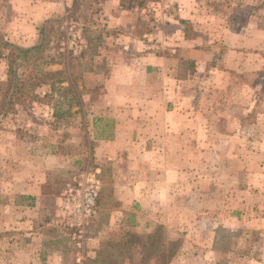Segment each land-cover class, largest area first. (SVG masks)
Returning <instances> with one entry per match:
<instances>
[{"label":"rangeland","instance_id":"obj_1","mask_svg":"<svg viewBox=\"0 0 264 264\" xmlns=\"http://www.w3.org/2000/svg\"><path fill=\"white\" fill-rule=\"evenodd\" d=\"M179 2L164 0L163 19L187 17L185 37L195 47L182 49L180 78L191 73L187 89L212 118L214 150L182 174V183H195L198 194L209 188L210 196L197 194V219L171 239L164 224L144 235L108 222L127 169L99 167L89 149L93 112L83 102L100 94L88 73L106 34L99 1L0 0V39L23 48L43 43L19 68L18 98L8 107V52L0 48V264H264V225L256 223L264 219V0H189L188 11ZM156 13H145L148 22ZM78 31L81 50L68 40ZM97 168L104 210L71 228L68 192ZM218 213L241 226L222 230Z\"/></svg>","mask_w":264,"mask_h":264},{"label":"crops","instance_id":"obj_2","mask_svg":"<svg viewBox=\"0 0 264 264\" xmlns=\"http://www.w3.org/2000/svg\"><path fill=\"white\" fill-rule=\"evenodd\" d=\"M98 1L106 34L103 48L100 46L93 58L92 74L88 73L100 94L83 102L93 112L89 149L100 162L99 167L127 169L125 183L117 185L123 191L108 202L116 204L108 222H124L131 227L128 230L134 227L144 235L153 234L157 226L164 224L172 239L178 236L182 225L191 228L198 217L191 206L197 188L190 180L182 183V174L198 167V155L205 157L214 150L207 142L212 118L200 114L199 105L187 89L191 73L183 79L179 73L182 49L194 48L195 41L185 37L182 20L187 17L163 19L164 0L145 5H125L123 0ZM188 3L189 0H181V10L188 11ZM148 11L157 12L154 22H148ZM200 162L199 167H212L209 162ZM208 182L211 184V179ZM208 189L199 197L209 198ZM182 203L188 209L184 213ZM104 205L98 202V213ZM218 214L226 232H234L242 224L238 218ZM207 217L214 219L209 214H203L201 219ZM257 218L256 223L264 225V219Z\"/></svg>","mask_w":264,"mask_h":264},{"label":"built area","instance_id":"obj_3","mask_svg":"<svg viewBox=\"0 0 264 264\" xmlns=\"http://www.w3.org/2000/svg\"><path fill=\"white\" fill-rule=\"evenodd\" d=\"M69 40V46L81 50L83 47L81 32H74ZM99 172L87 171L81 175L82 181L76 188L69 190L63 205L65 215L68 216L69 227L78 226L79 223L89 222L97 216L98 200L101 191Z\"/></svg>","mask_w":264,"mask_h":264},{"label":"trees","instance_id":"obj_4","mask_svg":"<svg viewBox=\"0 0 264 264\" xmlns=\"http://www.w3.org/2000/svg\"><path fill=\"white\" fill-rule=\"evenodd\" d=\"M43 47V43H41L37 47H31V48H23L16 45H13L9 42H6L2 39H0V48L7 50V61H8V75H9V81L8 83V93H9V99L6 103L7 107L12 105L17 100V91L19 88V85L21 83V76H19V68L25 63L32 52L34 50H41ZM21 92V89H19ZM14 110V107L10 108L9 112ZM7 114V113H6Z\"/></svg>","mask_w":264,"mask_h":264}]
</instances>
